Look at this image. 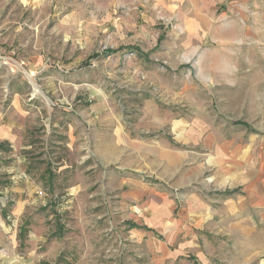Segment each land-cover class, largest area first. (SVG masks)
Here are the masks:
<instances>
[{"label": "rangeland", "instance_id": "374dc122", "mask_svg": "<svg viewBox=\"0 0 264 264\" xmlns=\"http://www.w3.org/2000/svg\"><path fill=\"white\" fill-rule=\"evenodd\" d=\"M181 10L0 0V264H264L171 228L197 185L175 180L211 175L217 143H264V0Z\"/></svg>", "mask_w": 264, "mask_h": 264}, {"label": "crops", "instance_id": "0c3cea01", "mask_svg": "<svg viewBox=\"0 0 264 264\" xmlns=\"http://www.w3.org/2000/svg\"><path fill=\"white\" fill-rule=\"evenodd\" d=\"M152 2L171 12L176 11L177 6L178 10H181L183 4V0ZM0 133V139L12 147L15 135L8 128V123L1 124ZM215 148L216 159L212 165L211 175L201 176L200 168L197 180L193 175L180 181L175 180L181 187L180 192L187 190V187L194 188V184L198 186L190 189L184 200H179L180 209L171 228H174V231H177L178 227L207 231L217 229L235 238L237 245H248L247 249H250L251 255L258 251L264 252V143L261 138L249 135L245 141L231 140L228 144L221 143V146L217 143ZM226 150L228 151L224 156ZM202 190L207 193L206 201L201 197ZM140 228L138 226L131 229ZM145 230L150 231L146 227ZM258 238L260 247L253 248ZM179 248L184 250L182 247Z\"/></svg>", "mask_w": 264, "mask_h": 264}]
</instances>
